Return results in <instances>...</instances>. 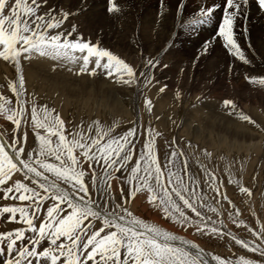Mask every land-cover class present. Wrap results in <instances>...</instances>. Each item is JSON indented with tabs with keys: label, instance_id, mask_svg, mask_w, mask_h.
Listing matches in <instances>:
<instances>
[{
	"label": "snow or ice",
	"instance_id": "snow-or-ice-1",
	"mask_svg": "<svg viewBox=\"0 0 264 264\" xmlns=\"http://www.w3.org/2000/svg\"><path fill=\"white\" fill-rule=\"evenodd\" d=\"M255 2L264 11V0ZM109 3V12L119 11L113 0ZM248 5L249 0H220L209 6L201 5L194 25H207L217 10L220 14L218 27L203 41L201 54H206L216 42L235 59L251 63L241 48L236 30L237 20L245 17ZM182 8L178 2L176 11ZM69 15L70 12L54 9L50 0H0V60L13 64L17 73L7 85L16 98V107L11 106L12 101L6 95H0V116L10 121L17 132L11 144L0 142V199L27 202L24 206L0 205V216L7 214L6 219L11 221L19 217L20 223L26 226L0 231V256L5 257L0 264H230L176 231L134 215L128 205L138 192L146 194L148 204L180 229L191 228L201 236L216 239L230 236L235 244L264 256V224L259 230L250 228L236 219L240 215L236 210L229 212V217L237 227L243 225L253 240L224 232L223 220L216 221L207 215V212L220 213L200 194L201 181L190 171L188 163L191 156L171 142V151L162 165L155 151V136L159 134L150 127L137 153L135 140L139 138V125L134 124L120 135L111 134L114 125L105 131L99 121L88 125L87 132L83 123L67 130L65 121L54 114V109L37 105L33 100L31 124L36 147L25 152L27 132L21 131V124L28 123L29 101L24 99L22 60L38 56L74 63L77 57L73 53L79 52L84 54L81 73L95 75L97 69H102L105 75L115 77L124 85L149 84L152 77L148 73L161 63L155 56L147 59L144 63L147 71L140 70L138 76L136 67L111 51L80 36L69 39L76 30L75 25L67 33L49 31L59 29ZM246 32L247 27L241 25L239 36ZM93 57L94 67L89 70ZM246 79L264 85V77ZM223 104L232 110L236 107L231 99H225ZM143 105L151 113L152 101L145 97ZM241 115L242 119L249 120L248 116ZM134 155L135 162L129 168ZM199 171L213 193V201L218 204L220 200H227L232 204L221 192L214 173L204 164H200ZM14 174L22 178L13 179ZM114 179L127 185V188L120 187L119 201L112 191ZM240 191L250 195L245 187L241 186ZM45 202L47 207L41 218ZM36 219L40 220L38 226L34 223ZM26 233L31 234L27 243ZM42 241L48 245L42 247ZM237 264L257 262L240 257Z\"/></svg>",
	"mask_w": 264,
	"mask_h": 264
},
{
	"label": "rangeland",
	"instance_id": "rangeland-1",
	"mask_svg": "<svg viewBox=\"0 0 264 264\" xmlns=\"http://www.w3.org/2000/svg\"><path fill=\"white\" fill-rule=\"evenodd\" d=\"M204 1L206 2L207 0ZM113 2L116 3L115 0H113ZM172 3L174 2L172 1ZM92 4L89 5L91 7L87 6L79 8L80 12H77L78 17H83L82 23L85 24H82V28L84 32L93 33V38L88 42L97 45L99 48L107 49L121 59H124L125 62L132 64L138 69V76L140 70L147 71L144 68V63L150 58L148 55L140 57L134 55V57H132L131 54H128L126 45L128 42L124 41L128 38L131 27H129L127 16L123 15V12L117 13L118 16L117 14L112 15V13L108 11L109 13L108 15H105L106 17L102 15L99 19L94 20V14L91 13H94L95 9L98 7L96 8L94 7L96 5L94 3ZM101 4L103 5V3ZM101 4L99 2L97 5L99 6ZM106 4H108L109 8L110 3L108 2ZM189 6L185 3L183 8L179 11L181 13L180 18H182L180 19L182 22H179L181 30L176 28L172 31V41L174 42L171 44V48L173 49L171 55L164 57L162 62L157 64L156 71L148 73L152 79L147 85L142 82L137 83V85L135 83L132 85L121 84L117 82L115 77L105 75L102 69H97L95 75H91L88 72L81 73L79 71L83 63L81 58H79L80 61L78 60L74 63L65 60H59L57 61L58 63L51 61L50 66L46 65L43 69L53 67L59 70L60 76L63 75L62 71L64 70L75 73L77 75L76 77L79 76L76 78L77 81H75L78 87H74L73 85H70L69 87L76 90L81 89L82 91L80 90L81 92L73 98L76 102L71 103L63 98L60 99L59 94L54 93L52 88L55 84H51V88H48V86L42 84L40 79H36L35 77L32 82H29L27 76H24L26 68H31L33 63H35V59L37 60L38 58L48 61L49 57L33 56L29 60H22L21 69L22 74H24L23 76L25 77L24 99L29 101L26 105L28 123L27 125L23 122L21 124V131L27 132V140L24 143L25 152H30L36 147L35 135L32 131L31 124V102L33 100L37 105H47L49 110L54 109V114H59L60 118L65 121V127L67 130L83 123L85 132H87L88 125L93 124V121H99L105 131L114 125L111 134L120 135L134 124L139 125V138L135 140L137 153L140 151L142 142L147 139V129L150 127L154 133L159 134L155 136V151L162 165L165 162V157L171 151V142H175L172 146L183 148L185 153L191 156L188 163L190 171L201 181L200 194L204 195L208 204L211 207H216L220 213V215H216L212 212H207V215L211 216L212 219L216 221L223 220L222 230L224 232L232 233L237 237L246 240H253V237L243 225L237 227V225L232 222V218L229 217V212L235 213L236 210H239L240 215L236 217V219L243 221L244 224H247L248 227L253 228L254 230H259L260 225L264 224V95L250 96V94L248 95L245 93L244 88H242L243 82L236 79L224 80V78H222V80H219L218 77L221 74L215 76L216 79L214 81L210 82L206 79L205 75L208 73L207 68H210L215 64L214 59L218 57V52L220 50H225L220 43L214 42L209 47V51L206 54H201L203 41L207 40L215 32L218 27L217 20L220 19V14L216 12L213 20L207 25H194L193 21L196 19L198 9H196L195 6L189 9ZM44 7H46V5ZM176 8L177 6L174 9ZM248 10L245 14V18L249 16ZM185 21L189 22L187 23ZM64 24L65 23H63V25ZM141 26H143V28L147 27L146 24H142ZM263 29L264 27L259 28L252 26V28H247V32L244 36H239L241 24L237 23L236 30L238 33V41L246 56L251 55V57H253L256 53H260V55L264 53V39L262 40V38H264ZM50 32L55 33L56 30H50ZM77 37L78 36H76L73 31L72 35L68 38L74 40ZM120 39L123 40V42H120ZM259 44L263 48L258 46ZM75 53H73V55ZM226 54L228 59L231 60V58H234L227 52ZM155 57L157 58L158 56ZM91 60L92 62H90L89 70L94 67L93 61L95 58L93 57ZM134 61L137 63L136 66ZM238 62L240 63L239 60ZM251 64L252 62L250 65ZM163 65H167V67H164ZM187 67L189 69L192 68V72L188 70L189 74L185 75V72H187L185 71V68ZM0 69V77L4 79L0 82V95H6L12 101L11 106L16 107V98L7 87L8 82L16 78L17 73L15 66L9 62L0 60ZM222 74L224 73L222 72ZM254 75L255 74H252L251 77H264L263 73ZM140 80L142 81L143 77H141ZM253 84L261 85L259 83ZM263 86L264 85H261V87ZM109 87H113V89L117 90L116 96L110 98L107 95L108 89H110ZM161 88L164 89L163 92L160 91ZM48 91H52V98L48 97ZM90 94L92 97H90ZM145 97L152 101L151 113L144 109L143 99ZM165 97L166 99L168 98V100L161 101L162 99H165ZM87 98H90L89 104L84 100ZM225 99H231L235 103L236 107L234 110L224 106L223 101ZM117 102H119V104ZM167 103H169V105H167ZM158 104H160L161 108L162 106L164 107L161 112H158L159 109L156 108ZM213 104L215 106V111H213V109H208V106ZM100 105H104V107H99ZM111 105L112 107L113 105H116V107L119 106L123 109L122 111H114V107L112 108ZM89 107L92 110L89 109ZM189 109L194 113H189ZM244 113L246 116H250L249 120L242 119L241 114ZM225 117L228 121L225 120ZM3 118L4 117L0 116V142L11 144L13 142L12 137L15 136L17 132L15 126L12 125L10 121L3 120ZM239 120L243 125L239 123ZM227 126L229 130H234L236 128H238L239 131L244 130L247 132V135L244 138L240 137L237 139L235 138L236 134H234V132H225ZM188 132H191V134L188 135ZM91 134L94 135L95 132L93 131ZM243 134H245V132H243ZM189 145H191V147H189ZM205 152L209 155L205 156ZM193 153H195L194 156H192ZM135 159L136 156L134 155L133 160L129 162V168L135 162ZM200 164H204L214 173L217 183L221 185V192L227 195L228 200H230L232 204H229L227 200H220L218 204L213 201V193L209 189L207 183L204 182V174L199 171ZM177 168H179V163L177 164ZM18 175L19 174H14L13 179L22 178L20 176L18 177ZM116 175L120 176V173H116ZM237 181H239V186ZM10 183L11 181H9V184ZM121 186L127 188V185L122 184L121 181L115 179L112 181V191L113 195L116 196L117 201H119L120 198L119 189ZM241 186L249 189L250 195L248 193H242L240 191ZM0 202L1 204H6V202L7 204H27V202H14L3 199H0ZM46 203L47 202H45V204ZM233 205L235 206L234 208ZM128 206L134 215H138L140 218L150 223H156L169 231H176L177 234L183 235L185 238L197 243L205 250V252L220 255L230 261V264H237L240 257L254 260L257 264H264V256H261L258 252L249 251L240 245L235 244V241L232 240L230 236H225L223 239H216L215 237L201 236L195 233L194 229L191 228L180 229L178 225H173L171 221L166 220L158 210L153 209L152 206L148 204L147 196L144 193L138 192L136 196L131 199ZM217 226L221 227L219 223ZM27 236L28 235H26V237ZM257 243H259V241H257ZM62 259L63 258H61V260Z\"/></svg>",
	"mask_w": 264,
	"mask_h": 264
},
{
	"label": "bare ground",
	"instance_id": "bare-ground-1",
	"mask_svg": "<svg viewBox=\"0 0 264 264\" xmlns=\"http://www.w3.org/2000/svg\"><path fill=\"white\" fill-rule=\"evenodd\" d=\"M116 1V6L118 7L119 11L118 12H111L112 15L113 14H117V13H122L123 15H126L128 20H129V27H131L130 31H129V35L128 38L126 39V41L124 42H128L126 43L127 45V50H128V54H131L132 57L135 56H144V55H148V57L152 58L153 56H158L157 59L160 60V62H162V59L164 57H168V55H171V51H173V49L171 48V44L174 42L172 41V31L173 29H180V23L182 22L180 19L181 17V13L179 11H176V9H174L178 2L180 4H182L183 6L185 5V3H187V6H189V9H191V7H196V9H199L201 7V5L204 6H209L213 3H218L220 2V0H207L206 2L204 0H115ZM172 1L174 3H172ZM100 2L103 3V5H97ZM109 0H50V3L52 5V7L54 9H62L65 12H70L71 15L68 16L67 20H64L63 23H65L63 25V23L61 24V27L59 29H55L56 32H68L71 31V26L75 25L76 30L74 31V34L76 36H80L83 40L85 41H90L93 38V33L84 32L83 28H82V23L83 21V17H78V13L80 12L79 8L81 7H87L89 5H91L92 3H94L96 6L94 7H98L97 9H95L94 13V20L95 19H99L102 15H108V3ZM105 4V5H104ZM255 4V5H254ZM93 6V4H92ZM174 6V8H173ZM47 7V5H46ZM91 7V6H89ZM249 16L247 18H243L242 20H237V23H240L243 26H246L247 28L252 26L255 27H259V28H263L264 27V11L260 10L258 5L256 4L255 0H249ZM86 9V8H85ZM93 9V8H92ZM83 10V9H82ZM89 10V9H88ZM193 11V10H192ZM195 11V9H194ZM197 11V10H196ZM217 13L219 14V10H217ZM118 15V14H117ZM93 16V15H92ZM91 16V17H92ZM119 16V15H118ZM106 17V16H105ZM122 17V15H121ZM120 18V17H119ZM90 19V18H89ZM125 19V18H124ZM188 20V19H187ZM220 20V19H219ZM219 20H217V22L219 23ZM99 21V20H98ZM97 21V22H98ZM121 21V20H120ZM181 21V22H180ZM93 22V21H92ZM101 22V21H100ZM106 22V21H105ZM124 22V21H123ZM180 22V23H179ZM187 22V21H185ZM189 22V21H188ZM187 22V23H188ZM104 23V22H103ZM108 23V22H107ZM122 23V22H121ZM149 23V24H148ZM217 23V24H218ZM97 24V23H96ZM142 24H146L147 27L141 26ZM186 24V23H185ZM184 25V24H183ZM97 27V26H96ZM95 28V27H94ZM54 30V29H52ZM87 30V29H86ZM260 30V29H259ZM264 30V29H263ZM50 31V30H49ZM122 31V30H121ZM186 31V30H185ZM97 32V31H96ZM124 32V31H123ZM254 33V32H253ZM259 34V33H258ZM124 35V34H123ZM118 36V35H117ZM116 36V37H117ZM190 36V35H189ZM122 37V36H121ZM252 38V37H251ZM259 38V36H258ZM262 38V37H261ZM124 39V38H123ZM250 39V38H249ZM264 38H262L263 40ZM248 40V39H247ZM251 40V39H250ZM259 40V39H258ZM118 41V40H117ZM120 42H123V40H119ZM261 41V40H260ZM248 42V41H247ZM263 42V41H262ZM200 43V42H199ZM92 44V43H91ZM198 44V42H197ZM255 44V42H254ZM185 45V44H184ZM263 45V43H262ZM248 46V45H247ZM258 46H261L260 44ZM255 47V45H254ZM262 47V46H261ZM188 48V47H187ZM218 48V47H217ZM220 48V47H219ZM256 48V47H255ZM263 48V47H262ZM254 49V48H253ZM257 49V48H256ZM258 50V49H257ZM176 51V50H175ZM187 51V50H186ZM189 51V50H188ZM249 52V51H248ZM255 52V51H254ZM253 52V53H254ZM126 53V52H125ZM173 53V52H172ZM224 54V61H223V54ZM256 53V52H255ZM262 53V52H261ZM127 54V55H128ZM82 53H78L76 52L74 54L75 57H77L76 61L79 60V58L82 57ZM249 55V54H248ZM127 57V56H126ZM248 59L252 62V64H245L242 61H240V63L238 62L237 59L235 58H231L228 59V56L224 51H219L218 52V57L216 59H214L215 64H213L210 68H207V74L206 79L208 81H214L216 79L215 76H217L218 74H221L218 78L219 80H222V78H224V80L228 79V80H233L236 79L238 81L243 82L242 83V88H244L245 93H247L248 95L250 94V96H263L264 95V86L261 87V85H255L253 84L250 80L246 79V77H251L252 74L258 75L263 73L264 75V53L262 55H260V53H256L254 54L253 57H251V55L247 56ZM251 57V58H249ZM149 58V59H150ZM230 58V57H229ZM93 60V59H92ZM91 60V61H92ZM140 60V59H139ZM35 63H33L32 67L29 69L26 68V72L24 76H27L29 82L33 81V78L35 79H40L42 81L43 85L48 86V88H51V84H55L53 86V90L54 93H58L60 96V99L63 98L66 101L69 102H76V100H74L73 98L75 96H77L78 93H80L81 91L78 89H71L69 86L73 85L74 87H78V85H76L75 81L77 75L75 73H71L68 70H64L62 71L64 77L59 75V70L55 69V68H48V69H43L45 68V66H50V62L53 61L54 63H58L57 61L59 60H54L51 59L49 57V60H43V59H35L34 60ZM61 61V60H60ZM66 61V60H65ZM80 61V60H79ZM82 61V60H81ZM223 61V62H222ZM94 62V61H93ZM4 63V62H3ZM79 63V62H78ZM62 64V63H61ZM80 64V63H79ZM92 64V63H91ZM135 66L137 65L136 61H134ZM178 64V63H176ZM5 65V64H4ZM90 65V64H89ZM254 65V66H253ZM22 66V65H21ZM171 66V65H170ZM174 66V65H173ZM79 67V66H78ZM253 67V68H252ZM4 68V66H3ZM74 68V67H73ZM187 72H185V75L189 74V71H191L192 68H185ZM1 70V69H0ZM22 70V69H21ZM189 70V71H188ZM152 71H156V68L152 69ZM222 72L224 74H222ZM24 73V72H23ZM27 73V74H26ZM51 73V74H50ZM58 73V74H57ZM138 73V72H137ZM203 75V76H204ZM254 75V76H255ZM23 76V77H24ZM259 77V76H256ZM25 78V77H24ZM204 79V78H203ZM205 79V80H206ZM4 79L0 77V82H2ZM26 80V81H28ZM90 81V80H89ZM93 81V80H92ZM91 81V82H92ZM207 81V82H208ZM82 82V81H81ZM80 82V85H81ZM103 82V81H102ZM221 82V81H220ZM50 83V84H49ZM78 83V82H77ZM100 83V82H99ZM219 83V82H218ZM79 84V83H78ZM86 84V83H85ZM84 84V85H85ZM102 84V83H101ZM137 85V83H135ZM201 84V83H200ZM220 84V83H219ZM233 84V83H232ZM1 85V84H0ZM83 85V83H82ZM103 85V84H102ZM196 85V84H195ZM194 85V86H195ZM101 86V85H100ZM193 86V85H192ZM237 86V85H236ZM72 87V86H71ZM82 87V86H81ZM104 87V86H103ZM83 88V87H82ZM86 88V87H84ZM110 89H108V96L114 97L116 96V89H113V87H109ZM195 88V87H194ZM101 89V88H100ZM106 90V89H105ZM104 90V91H105ZM84 91V90H83ZM102 91V89H101ZM123 91V90H122ZM127 91V90H126ZM132 91V90H131ZM147 91V90H146ZM49 92V91H48ZM110 92V93H109ZM148 92V91H147ZM122 93V92H121ZM120 93V94H121ZM48 97L52 98V91H50L48 93ZM88 94V93H87ZM86 94V96H87ZM105 94V93H104ZM124 94V93H123ZM83 95V94H82ZM91 95V94H90ZM127 95V94H126ZM133 95V94H132ZM148 95V94H146ZM121 96V95H120ZM89 97V96H88ZM92 97V95L90 96ZM125 97V96H124ZM84 98V97H83ZM123 98V97H122ZM133 98V97H132ZM136 98V97H135ZM152 98V97H151ZM247 98V97H246ZM260 98V97H259ZM114 99V98H113ZM85 102L87 104H89L90 98L88 99H84ZM108 100V98H107ZM111 100V99H110ZM133 100V99H132ZM168 100V98L166 99H162L161 101H166ZM245 100V99H244ZM247 100V99H246ZM249 100V99H248ZM109 101V100H108ZM118 101L121 103V101L118 99ZM256 101V100H254ZM263 101V100H262ZM113 102V101H112ZM119 102H117L119 104ZM168 102V101H167ZM251 103V102H249ZM255 103V102H253ZM263 104V103H262ZM121 105V104H120ZM167 105H169V103H167ZM166 105V106H167ZM245 105V104H244ZM264 105V104H263ZM104 107V105H100L99 107ZM107 106V105H105ZM219 106V105H218ZM247 106V105H245ZM108 107V106H107ZM112 107V105H111ZM114 107V108H113ZM113 110L114 111H122V109L116 105H113ZM258 107V106H257ZM159 110L158 112L162 111V109L164 108L162 106H160V104L157 105V107ZM222 108V107H221ZM220 108V110H221ZM244 108V107H242ZM246 108V107H245ZM89 109H91L89 107ZM88 109V110H89ZM98 109V108H97ZM104 109V108H103ZM188 109V108H186ZM192 109V108H191ZM191 109H189V113L193 112L191 111ZM208 109H213V111H215V106L213 105H209ZM249 109V108H248ZM92 110V109H91ZM107 110V109H106ZM111 110V109H110ZM112 111V110H111ZM196 111V110H195ZM250 111V110H249ZM205 112V111H204ZM218 112V111H217ZM92 113V111H91ZM125 113V112H124ZM188 113V112H187ZM194 113V112H193ZM200 113V112H198ZM203 113V111H202ZM214 113V112H213ZM97 114V113H96ZM99 114V113H98ZM201 114V113H200ZM199 114V115H200ZM208 114V113H207ZM215 114V113H214ZM220 114V113H219ZM236 115V113H235ZM245 115V113L243 114ZM252 115V112H251ZM194 116V115H193ZM197 116V115H196ZM204 116V115H203ZM220 116V115H219ZM234 116V115H233ZM156 117V115H155ZM198 117V116H197ZM200 117V116H199ZM216 117V116H215ZM231 117V116H230ZM238 117V116H237ZM250 117V116H249ZM193 118V117H192ZM222 118V117H221ZM255 118V117H254ZM253 118V119H254ZM194 119V118H193ZM4 120V118H3ZM2 120V121H3ZM6 120V119H5ZM223 120V119H222ZM225 120L226 117H225ZM230 120V119H229ZM228 121V120H227ZM220 122V120H219ZM225 122V121H224ZM210 123V122H209ZM239 123L243 125V123L240 122ZM213 124V123H212ZM220 124V123H219ZM230 124V123H229ZM237 124V123H236ZM187 125V124H185ZM215 125V124H214ZM261 125V124H260ZM239 126V125H238ZM255 126V125H254ZM232 127V125H231ZM245 127V126H244ZM218 128V127H217ZM222 128V127H221ZM234 128V127H233ZM244 129V128H243ZM217 131V130H216ZM234 132L235 138L239 139L244 138L247 134L246 131L242 130L239 131L238 128L234 129V130H229L228 126L227 129H225V132ZM224 132V133H225ZM243 132H245V134H243ZM249 132V131H248ZM221 133V132H220ZM188 135L191 134V132L187 133ZM255 134V133H254ZM193 136V135H192ZM195 138V137H194ZM234 138V137H233ZM251 138V137H250ZM255 138V137H254ZM257 138V137H256ZM5 139V138H4ZM249 139V138H248ZM236 140V139H235ZM4 141V140H3ZM241 141V140H240ZM245 141V140H244ZM231 145V144H230ZM232 146V145H231ZM238 146V144H237ZM223 147V146H222ZM245 147V146H244ZM237 148V147H236ZM19 177V175H18ZM15 179V178H14ZM11 201V200H9ZM18 201V200H17ZM15 202V201H14ZM4 203L0 205H3ZM7 204V202H6ZM24 204V203H23ZM19 206H24V205H20V204H16ZM47 207V203L45 204L44 208L41 209L40 212V217L42 218L45 210ZM157 213V212H156ZM7 214H5L4 216H0V231H9V230H15L18 227H26L25 225H23L22 223H20L19 221V217H17V219L15 221H11V220H7L6 219ZM40 220L36 219L34 220V223L39 224ZM168 227V226H167ZM26 235H31L30 233H26ZM27 236V237H28ZM27 237L25 240V243H27ZM19 244V242H18ZM48 245L47 241H42V247H46ZM0 257H4V256H0ZM4 258H0V260H3Z\"/></svg>",
	"mask_w": 264,
	"mask_h": 264
}]
</instances>
